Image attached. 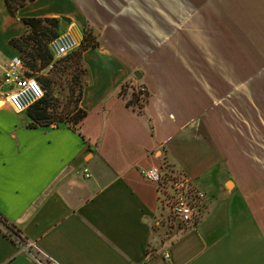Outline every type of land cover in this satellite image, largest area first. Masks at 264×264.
<instances>
[{
  "label": "crops",
  "instance_id": "0c3cea01",
  "mask_svg": "<svg viewBox=\"0 0 264 264\" xmlns=\"http://www.w3.org/2000/svg\"><path fill=\"white\" fill-rule=\"evenodd\" d=\"M18 14L80 41L90 27L98 47L79 131L30 128L0 95L1 215L59 264H264V0H36ZM26 30L0 0V79ZM163 163L206 195L196 225L174 224L144 177ZM0 264L37 263L0 229Z\"/></svg>",
  "mask_w": 264,
  "mask_h": 264
},
{
  "label": "trees",
  "instance_id": "16d2710c",
  "mask_svg": "<svg viewBox=\"0 0 264 264\" xmlns=\"http://www.w3.org/2000/svg\"><path fill=\"white\" fill-rule=\"evenodd\" d=\"M10 15L18 18L27 28L26 32L11 40V45L20 52L26 68L35 76L44 90V97L27 109L30 128L59 127L66 124L79 131L88 112L80 107L84 90L91 76L84 62V53L98 47L94 30L87 27L81 46L67 57L55 60L49 44L59 34L60 20L56 18H20L19 10L36 0H4ZM54 63L53 69H49ZM137 81V80H136ZM2 79H0V88ZM58 91V92H56ZM57 93V96L55 95ZM135 90L133 103L144 107L148 93ZM130 106V104H129ZM0 229L8 236H22V232L0 213ZM10 238V237H9ZM16 243V242H15Z\"/></svg>",
  "mask_w": 264,
  "mask_h": 264
},
{
  "label": "built area",
  "instance_id": "2783aa9c",
  "mask_svg": "<svg viewBox=\"0 0 264 264\" xmlns=\"http://www.w3.org/2000/svg\"><path fill=\"white\" fill-rule=\"evenodd\" d=\"M80 41L72 32L60 34L49 44V49L55 60H60L72 54L81 46ZM52 63L49 69H53ZM26 68L21 56L15 57L7 65L0 95L6 97L10 105L18 113H24L37 101L44 97V90L35 76ZM145 97L146 88H139ZM165 163L153 165L143 171L147 181L157 185L160 200L170 211V220L183 226L196 225L206 195L186 181L181 173H166ZM88 173V170H86ZM87 177H90L87 175ZM8 237L16 242L22 251L30 253L37 264H59L50 255L40 250L35 244L22 235L16 236L8 232Z\"/></svg>",
  "mask_w": 264,
  "mask_h": 264
},
{
  "label": "water",
  "instance_id": "95a60500",
  "mask_svg": "<svg viewBox=\"0 0 264 264\" xmlns=\"http://www.w3.org/2000/svg\"><path fill=\"white\" fill-rule=\"evenodd\" d=\"M95 34H97V33H95ZM135 77H136V79H138V80L141 79V75H140V73H136V74H135ZM220 180H221L222 183H224V184L226 185V187H228V188H230V189H232V187L234 186V185H233V182L229 181L226 175H223V176L220 178Z\"/></svg>",
  "mask_w": 264,
  "mask_h": 264
},
{
  "label": "rangeland",
  "instance_id": "374dc122",
  "mask_svg": "<svg viewBox=\"0 0 264 264\" xmlns=\"http://www.w3.org/2000/svg\"><path fill=\"white\" fill-rule=\"evenodd\" d=\"M56 92H58V91H56ZM56 96H57V93L55 94ZM171 216V214L169 215V217Z\"/></svg>",
  "mask_w": 264,
  "mask_h": 264
}]
</instances>
